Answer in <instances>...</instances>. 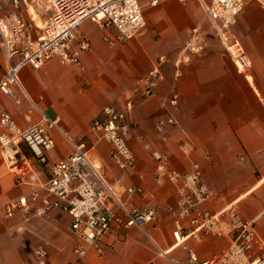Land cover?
<instances>
[{
  "label": "crops",
  "instance_id": "obj_1",
  "mask_svg": "<svg viewBox=\"0 0 264 264\" xmlns=\"http://www.w3.org/2000/svg\"><path fill=\"white\" fill-rule=\"evenodd\" d=\"M147 3L141 33L109 45L104 37L114 39L113 28L102 30L83 20L77 35L88 41L89 50L80 52V67L60 64L55 58L38 69L24 64L17 71L19 86H11L20 103L0 93V109L7 111L18 127L39 122L43 114L56 119L58 128L48 130L53 147L44 161L31 158L20 144L30 159L24 182L18 183L0 158V264H185L187 250L193 251L198 261L221 254L227 240L203 238L196 243L187 238L175 243L172 217L166 210L175 209L177 195L168 183L154 185L152 151L167 153L170 167L177 172L187 171L190 161H196L202 183L212 193L202 208L216 213L233 205L243 220L253 222L257 239L264 244V2L245 0L232 26L248 67L237 70L228 52L206 31L203 51L181 66L177 79L172 60L190 28L206 27L203 9L196 1ZM18 14L41 26L49 7L46 0H20ZM158 55L165 57L161 80L150 96L136 99L140 79ZM19 61V54L6 59L0 48V76ZM172 92L179 95L175 107L166 102ZM126 101L132 102L127 118L134 126L127 144L134 155V168L120 174L103 140L95 142L90 156L124 205L155 210L157 222L144 226L145 235L128 228L115 240L105 236L96 246L100 254L90 248L80 261L72 252L77 239L63 211L51 209L46 218L30 217L28 222L18 214L4 217L6 204L45 183L50 167L71 154L66 137H91L90 122L102 106L122 108ZM168 114L175 124L161 141L153 122ZM181 140L192 143L189 155L179 152ZM129 187L141 194L127 196ZM37 206L30 207L29 215ZM35 249H43L45 257H35Z\"/></svg>",
  "mask_w": 264,
  "mask_h": 264
},
{
  "label": "built area",
  "instance_id": "obj_2",
  "mask_svg": "<svg viewBox=\"0 0 264 264\" xmlns=\"http://www.w3.org/2000/svg\"><path fill=\"white\" fill-rule=\"evenodd\" d=\"M49 15L43 25L32 29L19 14L20 0H0V48L6 59L19 54L20 61L8 66L0 76V93L15 104L20 98L11 92V86H19L17 71L27 64L33 69L41 67L48 59L55 58L63 65L80 67L79 54L89 50L88 41L77 35V27L87 20L99 29L111 27L114 39L104 37L112 45L114 41H126L141 33L145 20L139 0H46ZM159 0H148L156 5ZM180 3L196 1L203 9L210 29L218 43L228 52L237 70L248 67L249 60L243 52L232 26L240 13L245 0H177ZM262 3L264 0H259ZM205 43L198 25L192 27L172 60L175 79L181 75V66L193 56L200 54ZM164 55H158L140 79L137 99L150 96L161 80L160 66ZM178 93L172 92L167 98L168 106L175 107ZM132 106L126 101L122 108L113 105L102 106L98 116L90 122L91 137L75 139L68 137L72 152L65 159L50 167L49 179L14 202L4 207V217L21 215L23 222L30 217L46 218L51 209L63 211L69 217V230L77 239L73 248L76 260H84L87 251L95 248L105 236L115 240L120 232L134 228L145 235L144 226L155 224L157 218L153 208L126 206L117 199L95 166L90 150L96 141L108 144V156L120 174L134 168V155L127 144L133 123L127 118ZM175 124L171 115L159 117L153 122L156 137L163 141L169 127ZM57 129L56 119L41 114L39 122L20 128L10 114L0 109V158L7 170L15 175L18 183L25 180L30 159L20 149L23 144L31 158L44 161L53 144L48 130ZM178 150L183 155L192 152V143L181 140ZM154 163L153 183H165L175 188L177 195L174 210H166L172 217L173 238L181 244L187 238L196 243L203 238L227 240L221 254L210 260L198 261L193 251L187 250L185 264H264V244L260 243L254 231L253 222L243 220L233 205L212 213L202 208L212 198V193L202 183L201 170L196 161H190L185 172H177L169 165V156L162 151H152ZM127 196L141 194V190L129 187ZM34 207L30 213V207ZM37 258H44L43 249H35Z\"/></svg>",
  "mask_w": 264,
  "mask_h": 264
},
{
  "label": "rangeland",
  "instance_id": "obj_3",
  "mask_svg": "<svg viewBox=\"0 0 264 264\" xmlns=\"http://www.w3.org/2000/svg\"><path fill=\"white\" fill-rule=\"evenodd\" d=\"M148 1L147 0H139V5H140V9H141V11H142V15H143V11H144V9H146L147 8V5L145 4V3H147ZM148 4V3H147ZM24 19H25V21L26 22H30L31 23V27H32V29H37V27H39V25H37L36 24V22H35V20H33V21H31L30 19H28L29 17H23ZM40 18H42V17H40ZM204 24H205V28H203L200 24H199V26H200V30H201V32H202V37H203V40H204V43H205V33H207L206 31H208V32H210V35L213 37V38H215L214 37V35L212 34V32H211V29H210V26H209V23H208V21H207V19H206V17H205V15H204ZM191 29V28H190ZM189 29V30H190ZM189 32V31H188ZM188 32H187V34H188ZM215 40H216V38H215ZM217 41V40H216ZM137 97H138V94H137V96L135 97L136 99H137Z\"/></svg>",
  "mask_w": 264,
  "mask_h": 264
}]
</instances>
